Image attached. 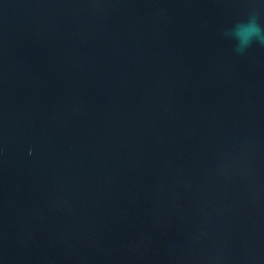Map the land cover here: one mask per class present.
Segmentation results:
<instances>
[{
	"label": "water",
	"instance_id": "95a60500",
	"mask_svg": "<svg viewBox=\"0 0 264 264\" xmlns=\"http://www.w3.org/2000/svg\"><path fill=\"white\" fill-rule=\"evenodd\" d=\"M264 0H0V264H264Z\"/></svg>",
	"mask_w": 264,
	"mask_h": 264
},
{
	"label": "clouds",
	"instance_id": "9594fccd",
	"mask_svg": "<svg viewBox=\"0 0 264 264\" xmlns=\"http://www.w3.org/2000/svg\"><path fill=\"white\" fill-rule=\"evenodd\" d=\"M235 35L243 46L249 45L253 39H258L264 43V32L261 31L255 21L238 25Z\"/></svg>",
	"mask_w": 264,
	"mask_h": 264
}]
</instances>
